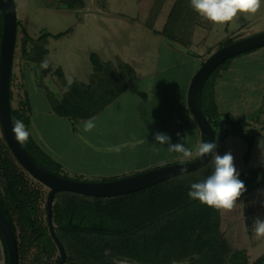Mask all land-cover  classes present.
<instances>
[{"label":"rangeland","instance_id":"374dc122","mask_svg":"<svg viewBox=\"0 0 264 264\" xmlns=\"http://www.w3.org/2000/svg\"><path fill=\"white\" fill-rule=\"evenodd\" d=\"M174 1L167 0L158 17V27L161 30L166 25L168 19L166 16L171 10V5ZM154 3L155 0H85V6L79 9L70 7L67 0H16L18 18L22 20V24L18 28V41L13 66L14 106L22 107V104L26 106L25 91L28 89L31 95L35 96L33 105L36 107L34 113L37 115L34 118L40 120L41 126L42 124H46V112L50 108L49 98L47 96V89L44 86L41 89L38 88L39 83L44 81L45 85L47 84L49 89L53 90V85L57 86V83L52 80L61 78L60 66H63L66 70H69L70 67L74 70L75 67L76 70L82 68L83 72L90 68L92 69L94 66L93 59L100 57V54L104 56L102 50L106 49V45H108V48L112 45L114 47L125 48L124 50L127 53L132 52L137 56V62H144V66H147L148 63L149 66H154L155 60H157L155 50L160 51L156 45L160 39L154 40V42L150 41V38L155 36H151L150 33H158L157 30L149 25L150 22L148 20V15ZM171 27L169 30H172ZM69 29L71 31L63 33L59 38L56 36L49 38L50 58L47 60L49 67L44 72L46 75L44 74L43 78H39L37 72L33 70L27 73L29 81L28 79L26 80L23 73L25 60L27 58L31 59L29 64L31 66H36L39 61V58H35V56H28L27 46L23 44L26 31L38 38L48 31L58 33ZM261 30H264V0H262L261 8L257 13L238 14L233 21L227 24L213 25L211 22L203 19L202 24H197L194 40L189 46L163 34L164 37L168 38L165 39V43L173 44L172 42H174L177 46L191 51L188 55H182L176 51L166 50V53H163L165 60L163 59V61L158 62L161 64L162 69L165 68L163 77H166V87L171 86L174 89V97L177 101V111L174 115L177 128L174 130L173 135H171V141L172 143L184 141L185 146L192 150V156L183 161L199 157L196 154V149L203 142L201 129L199 128L200 130L197 132L193 120L190 119L188 122L186 118L188 116L186 104L183 102L180 103V106L178 104L181 100L186 101V97L188 96L186 88L189 80H192L195 73L199 70H196L197 56H201L205 60L215 50L224 45L225 43L222 44V42L229 37L238 38ZM172 33L177 32L174 31ZM140 35L142 40L139 39ZM169 38L174 41L169 40ZM251 51L245 52L242 55L248 54ZM94 52L97 54H94ZM129 60L134 64V57H129ZM143 74L145 76L146 72ZM37 78L38 80L36 81ZM97 82L98 80L95 83ZM155 82L156 78H140L137 83L133 84L130 91L123 94L117 100L114 108L109 112H105L98 120H95V131L99 133L105 131V135L99 134L104 137L92 135V138L84 140V136L80 135L78 141L82 144L83 142L85 143L82 147H79V155H75L70 160H64L66 162V165L63 164L65 174L73 177L77 175L82 176L83 180H104L106 178L124 177L163 164L182 161L181 154L166 150L167 145H165V148H161L159 145L153 144L155 143L154 136L152 135L153 124L150 119L147 120L144 116H147L146 112H149V116L152 114L151 104L153 103L152 100H154L152 99L154 98L152 93H154L155 89L151 88L152 91H150L149 87L156 85ZM261 83H263L261 87L251 83L250 87L244 90L235 89L233 92L234 99L231 100L233 107L229 110L233 112V124L236 131L222 136L221 142L218 143L220 148H216L217 150L215 151L221 156L229 152L233 155L234 165L239 173V178L244 182L246 187V191L239 198L234 209L225 215L221 214L220 217L221 222L219 221L220 227L217 230L219 232L216 237H219V241H222L214 246L213 253L214 255L216 254V257L219 256V258L224 257L226 259L223 258V264H231L229 259L235 251V240L230 230L232 228L231 225L237 226L236 224H238L239 226L240 222H238V219H246L248 216L250 218L253 217V221L248 224V233H246V238L242 240L243 242L241 241V245L251 248L250 260L252 264L264 254V239H257L254 235L255 220L257 218L264 220L263 138H259L260 136H258L253 145L250 143L251 139L254 138L253 130L264 127V80ZM58 85L62 93L64 88L61 87L60 83ZM107 85L109 84H105V86ZM113 89L115 92L119 90L116 86ZM227 104H230L229 101ZM113 109H118V112H111ZM28 113L31 116L33 115L30 109ZM109 113H112L113 116L120 114L116 120L111 118L116 121V124L114 122L109 123ZM107 122L108 124L106 125ZM102 125L109 127L104 129ZM44 129L45 127L34 126L33 132L37 134L36 130L40 133ZM167 130V127H165L162 133L167 132ZM178 133L179 136L177 135ZM41 138L46 140L44 137ZM43 143L46 144V141H43ZM105 144L110 148L106 147ZM89 146L90 148H95L97 151H92L91 155L86 154ZM249 150L250 153L246 156L245 154ZM99 151L103 152V154L98 153ZM6 159L10 161L11 165L16 166L18 173L25 179V189L28 195L29 192L32 193L34 190H39L38 195L40 198L37 206L42 213L44 228L48 227L47 200L50 187L35 177L16 157L5 137L0 119V197L4 200L6 207L12 211L20 230H22L21 224L23 219L20 214L21 211H19V201H13L11 198L10 180L6 177V171L3 169V161ZM203 171L204 167L192 172L176 175L175 178L180 179L182 177V179H185L191 174ZM168 180L160 182V185L155 188L148 187L118 196L116 200L119 203L116 207L127 217L128 212H124V210L128 206L139 204L141 201L144 205H148L144 201L145 197L156 196L159 197L160 201L163 198L168 199L165 191L167 190V192L172 193L175 191V189L170 188L172 184ZM110 210L106 209L105 211L109 213ZM108 216L110 217V214ZM114 217L117 216L111 214L113 220ZM119 217L122 218V214ZM29 218L32 219L30 216ZM240 221L242 222V220ZM50 234L49 231L47 233L49 241L53 240ZM115 236L118 235L115 234ZM96 242L108 247L106 236L97 237ZM53 243L54 249L48 247L45 242L36 243V246H30L29 253L24 255L23 264H57L60 248L55 241ZM112 256V254L107 255V258L111 259ZM197 257L202 260L206 259L201 254L197 255ZM115 259L117 261L123 260L137 264H149L132 257ZM211 259L213 260L212 257ZM74 260L77 261L75 258ZM66 264L76 263L67 258ZM168 264H173V262H169Z\"/></svg>","mask_w":264,"mask_h":264},{"label":"trees","instance_id":"16d2710c","mask_svg":"<svg viewBox=\"0 0 264 264\" xmlns=\"http://www.w3.org/2000/svg\"><path fill=\"white\" fill-rule=\"evenodd\" d=\"M67 1L72 8L80 9L85 6V0ZM166 2L167 0H155L154 6L148 15L149 25L155 30H157L156 23L158 17ZM171 7V10L166 16V18H168L166 25L162 30L160 29L157 31L189 46L194 40L197 24H202L203 18L192 8L190 0H175ZM20 24H22V20L18 18V28ZM170 27L172 30H169ZM2 31L3 12L0 1V46ZM69 31H71V29L58 33L48 31L38 38L26 31L23 44L27 46L26 48H29L30 45L28 56L39 58L36 66L29 65L31 59L27 58L25 60V69H23V73L25 74L26 80L28 79L27 73L33 70L37 72L39 78H43L45 69L41 67V64L47 61L49 57V49L46 45L49 42L50 36L59 37L63 33ZM174 31L177 33H172ZM232 40L233 37H229L223 41L222 44L229 43ZM205 60L202 63H204ZM227 61L223 62L213 71L205 83L202 94V102L205 111L213 124L215 123L217 147L219 146L218 143L221 142L220 139L222 136L235 131L230 115L220 114L214 89L215 80L220 75L223 65ZM26 66L28 67L27 69ZM106 66L108 68L102 80L96 76L95 82L98 80L99 83L91 82L90 84L79 81H69L64 77L63 71L59 69L63 74L62 79H60V85L64 88L62 93L60 92L58 84L57 86L53 85V90H51L49 86L47 84L45 85L44 81H42L40 85L47 89V96L52 105V110L58 114L72 118L76 126L79 119L95 116L105 105L116 100L134 81L136 75L135 70L131 64L126 62H121L117 65L116 69H118L119 66L121 68V72L119 73L114 72L115 70L111 71V66L109 64ZM100 70L101 67H98V71L100 75H102V70ZM13 71L11 76L13 120L23 121L26 129L30 132L28 140L23 144L24 147L47 169L60 175L71 176L65 174L63 163L52 156L37 141L32 133L31 125L33 120L28 110H32L33 107L31 106V96L28 89L25 91L26 106L24 104H22V107L14 106ZM105 84L109 85L105 86ZM115 86L119 89L116 92L113 89ZM215 116L219 117L214 121L213 118ZM249 153L250 150L245 155L248 156ZM3 162V169L6 171V177L10 180L11 198L13 201H19V211H21L20 214L23 219L21 224L22 230H20L12 211L6 207L2 198H0V203L4 207L16 232L19 243L20 264H23L24 255L29 253L30 246H36V243L40 244L45 242L48 247L54 249L53 242L55 241L56 244L57 242L51 233L49 219L48 227L44 228L43 226L42 213L37 206L40 198L38 195L39 190H34L32 193L29 192L28 195L25 189L26 181L18 173L16 166L11 165L8 159ZM203 167V172L191 174L185 179H182V177L177 179L175 176L172 179H167L171 182L170 184H172L170 188L175 189L174 193L167 192V190L165 191L168 199L163 198V200L160 201L159 197L156 196L145 197L144 201L148 205H144L141 201L139 204L128 206V208L124 210V212H128L127 217L116 207L119 203V201L116 200L118 199L117 197L123 196L124 194L101 197L85 195L69 190L56 193L53 202V220L56 232L66 249L67 258L76 264H121L115 258L125 257H132L143 263L149 264H168L169 262L177 260H191L188 264H223L225 258L216 257V254L214 255L213 252L214 246L222 241H219V237H216L219 232L217 230L220 227L219 221L221 214L225 215L229 211H217L214 208L201 204L199 201L191 200L188 196L191 184L204 181L214 171L211 161ZM75 178L83 180L82 176L77 175ZM114 178L116 177L106 178L104 180ZM159 183L149 187L155 188L160 185ZM106 209L111 210L109 213H106ZM109 214L110 217L108 216ZM111 214L117 217H114L113 220ZM121 214L122 218L119 217ZM29 216L32 217V219H30ZM240 220H242V222ZM252 221L253 217L250 218V216H248L246 219H238V222H240L239 226L238 224L235 226L231 223L232 228L230 230L235 240V251L229 259L231 264H252L250 260L251 248L241 245L243 242L242 240L246 238V233H248V224L252 223ZM234 222L236 223L235 220ZM49 231L51 233L50 237L53 239L50 241L47 239V233H49ZM115 234L118 236H115ZM0 235L4 240L1 228ZM99 236L107 237L108 247L96 242ZM111 254L113 255L112 258L108 259L107 255ZM196 254H201L203 258L206 257V259L202 260L198 258ZM6 255L7 264H9L7 248ZM220 256L222 257V255ZM74 258L77 261H75ZM253 264H264V254Z\"/></svg>","mask_w":264,"mask_h":264},{"label":"water","instance_id":"95a60500","mask_svg":"<svg viewBox=\"0 0 264 264\" xmlns=\"http://www.w3.org/2000/svg\"><path fill=\"white\" fill-rule=\"evenodd\" d=\"M3 12V31L0 46V119L5 137L16 157L39 180L50 187L48 195V219L51 233L59 248L57 264H66L67 252L60 240L53 220V202L56 193L69 190L90 196L109 197L127 194L142 190L176 175L195 171L208 164L212 156L201 159L163 164L139 173L109 180H82L71 176L55 173L39 163L24 147L20 145L12 131V105H11V76L15 61L18 34V10L16 0H0ZM264 46V30L246 36L233 38L215 50L201 65L192 78L188 101L191 111L200 126L203 141L213 142L217 145L216 131L212 120L205 111L202 94L205 83L213 71L226 60L253 49ZM217 148V147H216ZM216 151V149H215ZM182 169H186L183 170ZM0 228L4 240L0 235V264H7L6 248L9 255V264H20L19 243L16 232L0 203ZM122 264H128L121 261ZM185 261H176L173 264H186Z\"/></svg>","mask_w":264,"mask_h":264},{"label":"crops","instance_id":"0c3cea01","mask_svg":"<svg viewBox=\"0 0 264 264\" xmlns=\"http://www.w3.org/2000/svg\"><path fill=\"white\" fill-rule=\"evenodd\" d=\"M110 18H111V16H110ZM158 24H159V20L157 22V30H160V27H158ZM157 32H156L157 34H154L152 32L150 33L151 36L152 35L156 36V37L154 36L153 38H150L151 42H154V40L157 41L160 39V41L158 43H156L157 48H159L160 51L155 50L157 60H155L154 66H151V65L149 66V63L147 64V66H144V64H143L144 62H142V61H138L139 62L138 63L137 62V60H138L137 56H135L131 51H130L131 53H127L124 50L125 48H121L119 46L114 47L113 45L110 46L109 48L107 47L108 45H106V49L102 50V53L104 56H102L97 51L98 54H100L99 55L100 57L93 59V62H94L93 68L92 69L90 68L89 70H87L85 72H83L82 68H79L78 70H76V67H75V70H74V69H72V67H70L69 70H66L63 66H60L61 71H63V73L65 75L64 77H66L67 80L72 81V82L79 81V82H83L86 84H90L91 82H95L96 76H98L102 80V77L108 68L106 65H108V64L111 66V71L115 70L114 72H118V73L121 72V70H120L121 68L119 66V68L116 69V67L121 62H126V63L131 64L133 66V68L135 70V74H136L134 81L131 83L129 88H127V90H125V92H123L116 100L105 105V107L98 114L93 116L95 118V120H98L100 118V116H102L105 112H109L112 108H114L117 100H119L120 97L123 96V94H126L128 91H130L133 84L135 82L137 83L140 78H143V77L144 78H150V79L156 78V82H155L156 85L149 87L150 91H152L151 88L155 89L154 93H152L154 95V98H152L154 100H152L153 103L151 104L152 114L149 116V112H146L147 116H144V117L147 120L150 119L152 121V124H153L152 125V135L153 136H155L156 132L160 131L162 133L164 128L167 127L168 130L165 133L168 136H170V138H171V135H173L174 130H176V128H177V123L175 121V116H174L176 111H177V109H176L177 101L174 97V95H175L174 89H172L171 86L166 87V85H167L166 77H163V73L165 72V70H164L165 68L162 69L160 66L161 64L158 62L163 61V59H164L163 53L166 50L176 51L182 55H188L189 53H191V51H187L184 47L177 46L176 44H174V42H172L173 44L165 43L164 42L165 39H168V38L164 37L163 34L160 33L159 31H157ZM61 36H59V37H61ZM59 37H57V38H59ZM139 39L142 40L141 35L139 36ZM169 40L174 41L173 39H170V38H169ZM46 46L49 49V57H48V59H49L50 58V48H49L48 44ZM26 50L29 52L30 47L26 48ZM94 54H97V53L94 52ZM197 54L201 55L199 53H197ZM242 54L243 53L238 54V55L230 58L228 61L226 60L227 62L223 65L221 73L218 76V78L215 80V85H214L215 97H216V101L218 104L219 112L221 115L222 114L230 115L232 122H233V112H230L229 109H231L233 107V104H231V100L234 99L233 92L235 91V89L244 90L245 88H249L251 83H253L255 85H259L261 87V84L263 85V83H261V81L264 80V46L257 48V50L254 49L253 51H251L248 54H244V55H242ZM129 57H134V64L129 60ZM197 57L198 58H196L197 59L196 70L199 69V67L203 64L202 62L204 61V59L201 56H197ZM152 61H151V63H152ZM98 67H101L102 71L101 70L100 71L102 72V75H100V73L98 71ZM144 72H146L145 76L143 74ZM62 75L63 74L61 73L60 79H62ZM88 75H89V77L87 78ZM60 79L52 80V81L59 84ZM28 80H29V78H28ZM37 80L38 79H36V81ZM191 81L192 80L190 79L188 86L186 88L187 89V91H186L187 95L189 94V87H190ZM115 85H117V84H115ZM38 86H39L38 87L39 89L42 88L41 85H38ZM61 87H63V86L61 85ZM30 96H31V106L33 107V109L31 110L33 112V115L31 116L32 120H33L32 125H31L32 133L34 134L37 141L57 160H59V161L61 160L64 165H66V162L64 161L65 159L70 160V158L72 159L75 155L80 154V153H78V150L80 149L79 147L80 146L82 147V145L85 143V142H83V144H82V143H80V141H78L79 140L78 138L80 137V135L84 136V140L92 138L91 137L92 135H96L98 137L99 136L104 137V136L99 135V134L105 135V131H102V133L96 132L95 131L96 127H95V129H93L90 132H84L83 131L84 122L90 118H93V117L79 119L78 122L76 123V126H75L72 118H70L66 115H61V114L54 112L52 110V105H51L50 101H49V104H50L49 107L50 108H49L48 112H46L47 123L42 124V126H41L40 120L39 119L37 120L36 118H34V116L37 115L34 113V110H36L35 109L36 107L33 105V99H35V96L31 95V93H30ZM225 97H226V99H225ZM228 101L230 104H227ZM181 102L185 103L186 104L185 107L188 108V111L186 112V113H188V116L186 117L188 122L190 121V119H192L194 124H195V128H196L197 132H199L200 126L197 123V120L195 119V117L191 111V108L189 106L188 96L186 97V101L181 100L178 102L179 106H180ZM225 105H226V108H225ZM229 106H230V108H229ZM111 112H118V109H113ZM119 116H120V114L113 116L112 113H109V119H110L109 123L111 124L114 122L116 124V121H114V120L119 118ZM134 117L136 118V116H134ZM144 117H142V118H144ZM218 117L219 116H215L213 118L214 121L217 120ZM111 118H113L114 120ZM125 119H127V118L125 117ZM107 124H108V122L106 123V125ZM34 126H39L42 128L45 127V129L43 132H40V133H38L36 130L37 134H35L33 132ZM108 127L109 126L102 125V128H104V129H107ZM253 136H254V138L251 139V141H250L251 145H253V142L256 141L255 139H257L258 136H260L259 138H261V137L263 138L262 141H263V149H264V127L253 130ZM41 137H44L46 140H43ZM43 141H46V144H44ZM82 141H83V139H82ZM105 145H106V147H109L107 144H105ZM91 148H92V150H91ZM91 148H90V146L88 147L86 154L91 155L93 152L97 151L95 148H93V147H91ZM218 148H220V147L218 146L217 149ZM89 150H91V151H89ZM113 152H116V151H113ZM98 153L103 154V152H101V151H99ZM166 158H168V156H166ZM262 167L264 168V165H262Z\"/></svg>","mask_w":264,"mask_h":264},{"label":"clouds","instance_id":"9594fccd","mask_svg":"<svg viewBox=\"0 0 264 264\" xmlns=\"http://www.w3.org/2000/svg\"><path fill=\"white\" fill-rule=\"evenodd\" d=\"M190 2L201 18L213 25H223L233 21L238 14L257 13L261 8L262 0H190ZM41 67L47 69L48 62H43ZM12 125L16 141L20 145L25 144L30 132L23 121L14 120ZM95 126V118H90L84 122L83 131L90 132ZM177 135L179 136V133ZM154 139V145H159L161 148L167 145L168 152L181 154L182 163L192 156V150L185 146L184 141L172 143L170 136L161 132H156ZM216 147L215 143L205 141L197 146L196 154L201 159L208 155L212 156L214 171L204 181L191 184L188 196L191 200L199 201L217 211L227 212L234 209L246 187L239 178L233 155L229 152L221 156L215 152ZM254 235L257 239H264V220L259 218L255 220Z\"/></svg>","mask_w":264,"mask_h":264},{"label":"flooded vegetation","instance_id":"af4514ba","mask_svg":"<svg viewBox=\"0 0 264 264\" xmlns=\"http://www.w3.org/2000/svg\"><path fill=\"white\" fill-rule=\"evenodd\" d=\"M1 198V197H0ZM6 258H7V255H6ZM121 261H123V260H121ZM121 261H119L120 263H121ZM176 262V261H175ZM190 262V260H187V263L186 264H188ZM122 264V263H121Z\"/></svg>","mask_w":264,"mask_h":264},{"label":"bare ground","instance_id":"6f19581e","mask_svg":"<svg viewBox=\"0 0 264 264\" xmlns=\"http://www.w3.org/2000/svg\"><path fill=\"white\" fill-rule=\"evenodd\" d=\"M126 263H128V264H137V263H134V262H127V261H126Z\"/></svg>","mask_w":264,"mask_h":264}]
</instances>
